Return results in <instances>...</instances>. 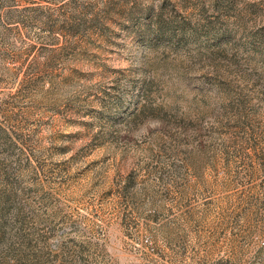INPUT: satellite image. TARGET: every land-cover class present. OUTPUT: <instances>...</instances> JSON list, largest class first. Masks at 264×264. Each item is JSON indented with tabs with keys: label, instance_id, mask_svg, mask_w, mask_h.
<instances>
[{
	"label": "rangeland",
	"instance_id": "1",
	"mask_svg": "<svg viewBox=\"0 0 264 264\" xmlns=\"http://www.w3.org/2000/svg\"><path fill=\"white\" fill-rule=\"evenodd\" d=\"M0 264H264V0H0Z\"/></svg>",
	"mask_w": 264,
	"mask_h": 264
}]
</instances>
